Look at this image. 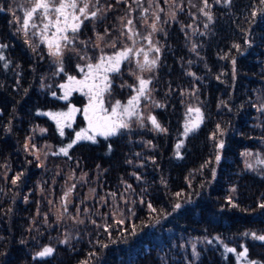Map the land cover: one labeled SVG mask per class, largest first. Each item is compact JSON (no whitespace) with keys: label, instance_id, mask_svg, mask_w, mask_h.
Wrapping results in <instances>:
<instances>
[{"label":"trees","instance_id":"1","mask_svg":"<svg viewBox=\"0 0 264 264\" xmlns=\"http://www.w3.org/2000/svg\"><path fill=\"white\" fill-rule=\"evenodd\" d=\"M23 3L0 0V43L8 45L0 50L8 62L5 68L0 61V264H247L236 258L241 246L249 249L248 259L264 262V241L243 235L264 234V209L258 207L264 202V167L247 168L242 155L264 152V112L258 110L264 104V13L251 15L264 5L259 0H209L213 21L208 22L199 12L202 0H142L141 6L133 0H99L95 7L103 10V19L85 20L69 46L86 59L66 51L65 72L60 73L46 46L33 52L10 23L13 12L22 15ZM109 4L114 5L110 10ZM126 15L140 35L149 34L148 25L155 15L160 17L155 20L160 31L152 40L161 51L149 52V58L159 56L158 67L144 73L152 79L150 98L141 100L144 126L134 121L116 136L80 141L65 156L60 148L87 122L77 113L61 137L55 121L41 113L67 111L69 104L84 107L87 97L73 92L69 100L60 99L58 85L67 75L82 78L76 65L94 63L100 48L113 53L116 49L105 46L111 41L119 38L118 48L130 44L121 35L120 18ZM105 29L109 35L98 40L97 33ZM31 39L39 43L38 37ZM234 44L241 46L239 51ZM132 65L125 62L120 73L109 74L113 84L111 95L105 94L106 106L117 99L126 103L135 94L120 87L136 83ZM189 106L199 107L204 120L185 137ZM149 114L167 131L154 130L146 119ZM221 140L224 148L218 149ZM25 143L46 150L43 162L24 150ZM21 172L13 185L11 180ZM176 203L182 208L173 211ZM65 206L58 220L56 210ZM119 219L125 223L115 224ZM107 225H112L114 239L105 232ZM132 225L137 234L121 238V229L130 231ZM217 236L220 241L214 240ZM188 240L195 242V251ZM225 244L237 252L226 253ZM45 246L54 249L53 255L37 257Z\"/></svg>","mask_w":264,"mask_h":264},{"label":"snow or ice","instance_id":"2","mask_svg":"<svg viewBox=\"0 0 264 264\" xmlns=\"http://www.w3.org/2000/svg\"><path fill=\"white\" fill-rule=\"evenodd\" d=\"M133 2L137 6H141L142 0H133ZM174 2L175 0H173V3ZM216 2L219 3L220 0H216ZM231 2L232 0H225L226 4H231ZM115 3L127 4L128 0H115ZM259 3L260 5H264V0H259ZM96 4H99V0H24V3L21 5L22 15H17L13 12L12 15L14 20L10 21V23H15L17 25L16 33L21 34L24 37V43L28 45L33 52H36L41 44L45 45L47 56L51 58L53 63L58 65V71L60 73H64L65 68L63 66V62L66 51L75 52L80 59H86V56L81 55L77 49L70 48L69 46L74 44L76 41L77 35L80 32L85 20L103 19V10L95 7ZM202 4L203 7L199 8V12L207 18L208 22H212L213 14L211 11L207 10L211 7L209 0H202ZM107 7L108 10H110L114 7V5L109 4ZM192 7H196V5L193 4ZM131 10V6L129 5V14ZM142 10L145 13L148 11L147 8H143ZM162 10L163 9H160V11ZM180 10L183 9L181 8ZM0 11H4V9L0 8ZM258 13H264V8L252 11L251 15L255 18ZM159 19L160 17L155 15V20ZM172 19H175L174 12L172 13ZM120 20L122 29H124V31H121V35L124 36L127 41H131V44L125 43L123 47L118 48L117 40L119 38L111 41L105 46L116 49L112 54L104 53L99 44H94L93 46L100 48L101 52V54L96 58V61L94 63L88 62L83 66L79 64L76 65L77 70L80 73H83L82 78L78 79L74 75H67L66 82L58 85V87L63 90V95L59 97L60 99L65 101L69 100V97L73 92H80L83 96L87 97V103L84 107L77 108L74 105L69 104L67 106V111L41 113L55 121L57 130L59 131L61 137L65 135L64 127L70 128L72 126V122L75 121L77 113H81L84 120L87 122L86 128H82L80 131L75 133V139H73L65 147L60 148V153L65 156H68V150L80 141L86 140L96 143L97 136H103L104 138L116 136L121 130L130 129L134 121L138 122L140 127L144 126L145 117L140 111V107L141 100H147L151 96L152 89L150 88V85L152 83V79L150 77L145 78L142 74H137L136 72L131 73L135 77L136 83L133 85H120V87L131 88L135 93L127 99L126 103L117 99L114 102H108V106H106L105 94L110 96L112 92L113 80L109 74L120 73L121 65L125 62L129 64L135 63L136 67L140 70V73H151L153 69L158 67L159 56L157 55L149 58V52L159 54L161 51L160 47L152 40V36L156 32L160 31V29H158L155 20L148 25V27L151 28V32L149 35L143 37V39L147 40L149 44L148 49L145 50L143 47H135L137 43L136 37L139 36L140 33L136 30L133 19H131L129 15H126L125 17H121ZM204 27L207 28L208 24L206 23ZM106 35H109L108 29H105L103 34L97 33V39L103 41L104 36ZM31 37H38L39 43H34ZM81 43L86 42L81 41ZM7 47V44L0 43V50ZM233 47L238 51L241 48L239 44H234ZM192 50L195 51V45ZM141 56L142 59L140 58ZM87 59L91 61V58ZM0 61H5L3 66L5 68L8 67V62L2 51H0ZM232 64L235 66V59L232 60ZM85 69H87V71H85ZM233 71H235V68ZM189 74L194 75L193 73ZM52 95L56 96V93L53 92ZM155 106L163 107L161 104H156ZM258 110L264 112V104H262ZM186 116L188 118L184 122L182 133L185 137L190 133L195 132L204 120L203 113L199 107L189 106L186 110ZM146 119L154 130L159 132L167 131L157 120L156 116L149 114ZM217 129H220L219 125H217ZM40 131L43 133L47 130L40 129ZM220 135H223L222 131H220ZM28 139L31 140V137ZM110 147L111 146L109 145V148ZM176 147L179 149L181 144L178 143ZM216 147L218 149H223L224 142L222 140L219 141ZM24 150L34 155L36 160H40V156L35 154L37 149L34 143L31 145V149L29 148V144L25 143ZM242 155L249 156L252 154L250 152H245ZM220 160L221 155L218 152L215 156V161L219 163ZM207 163H210V161L206 162V164ZM258 163L264 164V160L258 159ZM247 167L251 169L253 165L247 164ZM22 175V172L17 174L11 180V183L16 185ZM213 177H215V170H213ZM137 178L139 179V177ZM73 187L75 186L73 185ZM128 187L130 188L131 185H128ZM233 191H235V189H233ZM70 192L71 189L64 194V197L66 198ZM112 195L114 196L115 193ZM176 196H181V193H176ZM141 202L143 203V201ZM227 202L232 207H238V205H236L231 198H228ZM147 206L153 213L158 211L151 203ZM258 207L264 209V202L260 203ZM181 208L182 205L180 203L173 205V211L180 210ZM64 211H67L66 206ZM79 222L83 223V221ZM93 223L95 222L93 221ZM114 223L123 225L125 220H115ZM111 227L112 225H107L104 228L105 232L109 233L110 238H112L111 232L109 231ZM136 234L137 226L135 225H132L130 231L126 228L121 229V238H126V236H135ZM243 235H251V238L255 241H264V234H257L255 232L249 234L248 232H245ZM214 240L220 241V237H214ZM64 242L66 243L67 241L65 240ZM207 243L211 245L213 240H207ZM102 247L106 248L108 245L104 244ZM241 247L243 250L238 252L236 257L237 260L243 258L247 261V264H264V262L248 259L249 249L244 246ZM193 250L195 251V245H193ZM224 251L226 253H236L237 249L228 247L225 244ZM53 252L54 249L52 247L45 246L41 251L36 253V256L41 258L50 257L53 255ZM91 255H95V253H92ZM82 264H87V261H83Z\"/></svg>","mask_w":264,"mask_h":264},{"label":"rangeland","instance_id":"3","mask_svg":"<svg viewBox=\"0 0 264 264\" xmlns=\"http://www.w3.org/2000/svg\"><path fill=\"white\" fill-rule=\"evenodd\" d=\"M147 35H149V34L143 32L141 35L137 36V37H136V41H137V43H136L135 47H137V48H139V47H143L144 49L147 50L148 47H144V45L147 44V40L143 39V37H144V36H147ZM130 44H131V41H130ZM110 54H112V53H110ZM140 58L142 59V56H141ZM132 72H136L137 74H142L144 77H145L144 73H147V72L140 73V70L136 67L135 63H133V65H132V67H131L130 74H131ZM131 76L134 77L132 74H131ZM134 78H135V77H134ZM145 78H146V77H145ZM143 112H145V111H143ZM36 149H37V148H36ZM250 153H251L252 155L244 156V157H243V158H244V166L247 167V164H252L253 167H254V164H255V165L260 164V163H258V159H260V160H264V152H262V151H256V152H250ZM35 154H36V155H39V156H40V160H41V162H43V158H42L41 155H45V154H46V150H44L43 148L38 149V150L36 151ZM261 165H262V167H264V164H261ZM253 167H252V168H253ZM247 168H248V167H247ZM67 199H68V197L66 198L64 204L66 203ZM63 211H64L63 208H58V209L56 210V216L58 217V220H62V217H63V216H62V215H63L62 213H63ZM54 213H55V211H54ZM187 242H188L190 245H192V248H193V245H195V242H193V241H191V240H188ZM194 255H196V253H195Z\"/></svg>","mask_w":264,"mask_h":264}]
</instances>
